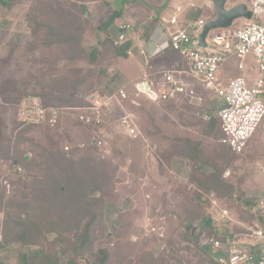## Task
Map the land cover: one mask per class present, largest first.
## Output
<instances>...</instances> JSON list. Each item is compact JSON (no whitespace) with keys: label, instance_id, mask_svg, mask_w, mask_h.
<instances>
[{"label":"rangeland","instance_id":"obj_1","mask_svg":"<svg viewBox=\"0 0 264 264\" xmlns=\"http://www.w3.org/2000/svg\"><path fill=\"white\" fill-rule=\"evenodd\" d=\"M239 2L245 0H228V7ZM176 6L184 9L182 30L215 15L200 0H0L3 264H19L21 254L92 264L76 253L87 226L89 248L106 251L105 264H217L224 250L211 246L215 231L224 248H252L248 231L264 229V120L244 151L233 154L221 143V101L202 88L201 103L114 98L172 68L174 61L160 55L165 38L146 55L140 51L155 32L167 35L161 18ZM115 9L119 16L103 29ZM123 25L131 44L116 46ZM233 62L219 72L223 81L237 76ZM244 66L251 80V56ZM28 97L57 107L58 124L22 125L17 113ZM110 97L99 114L91 110ZM93 114L99 125L79 120ZM124 116L133 136L121 126ZM221 209L227 223H204L207 214L219 219Z\"/></svg>","mask_w":264,"mask_h":264},{"label":"built area","instance_id":"obj_2","mask_svg":"<svg viewBox=\"0 0 264 264\" xmlns=\"http://www.w3.org/2000/svg\"><path fill=\"white\" fill-rule=\"evenodd\" d=\"M245 2L251 11V20L245 21L240 28L232 26L211 32L205 48L196 46V42L206 20L197 19L188 23L186 29H179L181 20L178 15L181 7L177 6L171 15L161 18V23L167 31L164 41L166 46L162 51L169 48L178 54V60L173 63L171 69L154 73L156 78L161 79L145 82L149 93L143 92L137 86L129 96L122 88L115 93L114 98L135 103L142 95L152 102L184 97L201 103V98L197 97V87H201L221 101V106L216 112L221 143L233 154H241L264 120V0ZM128 29V26H119L114 42L116 46L127 42ZM140 55H146V51L142 49ZM248 56L252 57L256 71L251 80L245 77L244 59ZM231 62L238 74L223 81L219 72L224 65L232 64ZM111 98L113 97L92 107L91 110L99 114V106H109ZM17 116L22 125L40 124L50 127L56 126L60 118L57 107H47L37 97L26 98ZM79 120L89 125L100 124L94 114L93 118L81 115ZM120 123L127 136L135 134L134 124L128 116L122 117ZM212 216L211 220L215 224L229 221L226 209L218 211L219 219L215 215ZM248 232L253 239L252 248H244L232 242L224 248L220 240H212L214 251L224 250L216 259L217 264H264V229L256 226Z\"/></svg>","mask_w":264,"mask_h":264},{"label":"trees","instance_id":"obj_3","mask_svg":"<svg viewBox=\"0 0 264 264\" xmlns=\"http://www.w3.org/2000/svg\"><path fill=\"white\" fill-rule=\"evenodd\" d=\"M118 16H119V10L115 9L113 11L112 15L106 21L103 22L102 28L103 29L108 28L110 25H112L114 23L115 19ZM78 50L80 53L84 52L82 50V48L79 46H78ZM160 55H166L172 61H174L178 57V54L176 52L170 50L169 48H165L161 52ZM88 56H89V58H94L95 57V51L91 52ZM215 125H216L215 120H212L210 123H208L206 128L208 131H211V129L214 128ZM202 220L207 225H210L212 222L211 217L208 214L205 215V217H203ZM215 234L217 235V237H216L217 240H222L223 236H221L217 231H215ZM79 244H80V250L76 251V253H80L82 255L91 257L92 264H105L107 262L109 255L106 251L101 250L97 254H92V252L89 248V226L84 228L83 233H82V237L79 241ZM29 260H30V262L28 264H56V262H55L56 259H54L51 256L46 255V254H38V255L21 254L19 264H27V261H29ZM0 264H3V263L0 261Z\"/></svg>","mask_w":264,"mask_h":264},{"label":"water","instance_id":"obj_4","mask_svg":"<svg viewBox=\"0 0 264 264\" xmlns=\"http://www.w3.org/2000/svg\"><path fill=\"white\" fill-rule=\"evenodd\" d=\"M200 1L209 5L215 14L212 19L207 20L201 27L196 42V46L200 48L206 47V40L211 32L228 29L238 20H251V11L246 2H239L228 7V0ZM139 87L143 92L149 93L145 82H141Z\"/></svg>","mask_w":264,"mask_h":264},{"label":"crops","instance_id":"obj_5","mask_svg":"<svg viewBox=\"0 0 264 264\" xmlns=\"http://www.w3.org/2000/svg\"><path fill=\"white\" fill-rule=\"evenodd\" d=\"M201 2V1H200ZM201 3H203V2H201ZM203 4H206V3H203ZM177 7V6H176ZM175 7V8H176ZM181 7V12L179 13V18H180V20H182V15L184 14V9L182 8V6H180ZM191 7H194L193 5L191 6ZM173 13V11L169 14V15H171ZM161 25H163L164 27H165V25L164 24H162L161 23ZM127 33V32H126ZM156 32L154 33V35L153 36H151L150 37V39L148 40V42H147V47L144 49V51H153V49L155 48V44H161V41L163 40V38H165L164 36L165 35H163V36H159V37H156ZM153 37V38H152ZM131 40L132 39H128V37H127V43H125V44H128V45H130L131 44ZM165 41V40H164ZM178 58V57H177ZM176 58V59H177ZM175 59V60H176ZM175 60H174V62H175ZM178 60V59H177ZM174 62H172V65H173V63ZM172 67V66H171ZM224 68H227V65H224L223 67H222V69L220 70V74H222V71H224ZM221 76V75H220ZM198 88H201V87H197V97H199V98H201V100H202V97L199 95V92H198ZM203 89V88H202ZM204 90V89H203ZM208 92V91H207ZM213 95V94H212ZM214 96V95H213ZM191 102H196V100H194V99H192V100H190ZM221 106V105H220ZM220 106L216 109V112H217V110L220 108ZM211 117H209V119H210Z\"/></svg>","mask_w":264,"mask_h":264}]
</instances>
